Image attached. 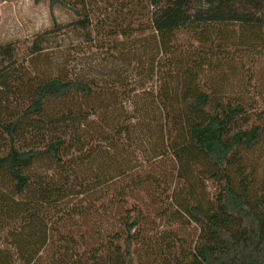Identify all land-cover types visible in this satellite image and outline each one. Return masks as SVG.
Instances as JSON below:
<instances>
[{"label":"trees","instance_id":"obj_1","mask_svg":"<svg viewBox=\"0 0 264 264\" xmlns=\"http://www.w3.org/2000/svg\"><path fill=\"white\" fill-rule=\"evenodd\" d=\"M45 1L0 45V264H264V0ZM173 207L196 240L143 262Z\"/></svg>","mask_w":264,"mask_h":264},{"label":"rangeland","instance_id":"obj_2","mask_svg":"<svg viewBox=\"0 0 264 264\" xmlns=\"http://www.w3.org/2000/svg\"><path fill=\"white\" fill-rule=\"evenodd\" d=\"M192 6L197 12H205L209 6L207 0H191ZM57 19L59 23H69L73 21L74 16L62 8H55L51 10L50 4L45 0H0V45L31 39L34 35L42 32L52 26L53 20ZM220 19V18H218ZM224 20V19H220ZM229 20V19H228ZM62 50V49H61ZM57 50L56 58L60 59L62 54H67L62 50L61 53ZM88 63L92 59L85 57ZM80 65L78 69H80ZM264 79V72L261 75ZM264 93V87L260 88ZM249 164L255 165L260 174V181L264 179V149L260 148L253 152L249 157ZM216 192V187L208 183L207 194L208 197H213ZM167 205L162 208H167ZM175 208H170L166 216L151 217L150 224L142 229V241L137 245L140 250V260L143 262L151 252H157L156 242L164 241V238L171 237L173 239L179 238L183 241L185 249H189L198 235V228L195 224L188 222L186 219L174 221ZM114 218L112 214H107L101 221V230L103 232L113 229Z\"/></svg>","mask_w":264,"mask_h":264}]
</instances>
